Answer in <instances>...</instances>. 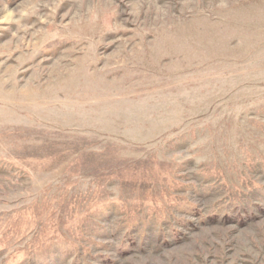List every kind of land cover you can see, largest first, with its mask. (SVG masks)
Returning a JSON list of instances; mask_svg holds the SVG:
<instances>
[{
	"label": "rangeland",
	"instance_id": "rangeland-1",
	"mask_svg": "<svg viewBox=\"0 0 264 264\" xmlns=\"http://www.w3.org/2000/svg\"><path fill=\"white\" fill-rule=\"evenodd\" d=\"M0 264H264V0H0Z\"/></svg>",
	"mask_w": 264,
	"mask_h": 264
},
{
	"label": "bare ground",
	"instance_id": "bare-ground-1",
	"mask_svg": "<svg viewBox=\"0 0 264 264\" xmlns=\"http://www.w3.org/2000/svg\"><path fill=\"white\" fill-rule=\"evenodd\" d=\"M24 9H25V7H23ZM8 12V11H7ZM21 12V11H20ZM13 12H11V14H12ZM4 18H5V16H4ZM9 18V15L7 14L6 15V18L5 19H8Z\"/></svg>",
	"mask_w": 264,
	"mask_h": 264
}]
</instances>
